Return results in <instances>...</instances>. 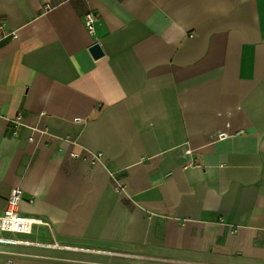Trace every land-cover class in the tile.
I'll return each instance as SVG.
<instances>
[{
    "label": "crops",
    "instance_id": "0c3cea01",
    "mask_svg": "<svg viewBox=\"0 0 264 264\" xmlns=\"http://www.w3.org/2000/svg\"><path fill=\"white\" fill-rule=\"evenodd\" d=\"M16 187L70 247L0 264H264V0H0V214Z\"/></svg>",
    "mask_w": 264,
    "mask_h": 264
},
{
    "label": "built area",
    "instance_id": "2783aa9c",
    "mask_svg": "<svg viewBox=\"0 0 264 264\" xmlns=\"http://www.w3.org/2000/svg\"><path fill=\"white\" fill-rule=\"evenodd\" d=\"M50 6L51 4H47L46 8ZM99 19L100 15L97 11H90L86 15V25L91 34H95L96 24ZM10 34L17 36L15 32ZM16 123L20 124V120H16ZM185 151L189 153L191 149L187 148ZM101 155V153H98L94 156V159L100 158ZM23 200L24 189L22 187L14 188L8 199L6 210L0 214V246L69 248L70 246L63 244L58 238H41L34 228L35 223L39 222V220L25 215L20 209Z\"/></svg>",
    "mask_w": 264,
    "mask_h": 264
},
{
    "label": "water",
    "instance_id": "95a60500",
    "mask_svg": "<svg viewBox=\"0 0 264 264\" xmlns=\"http://www.w3.org/2000/svg\"><path fill=\"white\" fill-rule=\"evenodd\" d=\"M91 50L96 57H100L104 54V50L99 42L93 44Z\"/></svg>",
    "mask_w": 264,
    "mask_h": 264
}]
</instances>
